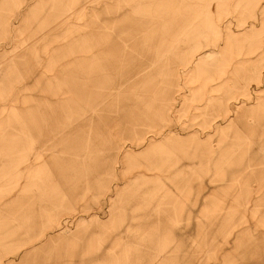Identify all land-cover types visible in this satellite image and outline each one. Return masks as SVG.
I'll return each instance as SVG.
<instances>
[{
    "label": "rangeland",
    "instance_id": "rangeland-1",
    "mask_svg": "<svg viewBox=\"0 0 264 264\" xmlns=\"http://www.w3.org/2000/svg\"><path fill=\"white\" fill-rule=\"evenodd\" d=\"M7 1L0 264H264V0Z\"/></svg>",
    "mask_w": 264,
    "mask_h": 264
},
{
    "label": "crops",
    "instance_id": "crops-1",
    "mask_svg": "<svg viewBox=\"0 0 264 264\" xmlns=\"http://www.w3.org/2000/svg\"><path fill=\"white\" fill-rule=\"evenodd\" d=\"M130 4L133 5V6H136V7H143V6H146L148 4H146L144 2V0H129ZM174 0H154V4L150 3L152 5V8L154 9V11H181V10H184L183 7H179L178 5H172ZM7 2H10V3H13V4H18L20 3V0H9ZM40 0L38 1H35V3H38L40 4ZM128 2V1H127ZM51 1L48 3H42L41 5H39L38 7L35 8V10L37 11H43V13L45 12H49V11H58L60 12V8L62 6H60V2L56 3L54 0H52V4H50ZM96 3H99V2H96ZM9 10V12H14L16 9L15 8H12V9H9V8H0V10ZM34 10V11H35ZM34 11H32L30 13V15L26 18H29L31 17V19L35 20V17H34ZM103 11H106V7H104ZM30 20V19H28ZM8 27H9V24L7 22V20L4 18L1 22H0V37H7V32H8ZM1 39V38H0ZM32 49L28 48V49H19V54L21 55H16V58H15V62H11V69H12V73L13 74H16V73H21L23 75V77H27L29 75H32L33 74V59H32V55H31V52ZM17 52V53H18ZM25 52V53H24ZM26 67V69L24 70V68ZM26 214L24 215H17V219L18 220H24L26 219ZM18 235L16 233H11V234H7V235H1L0 233V245L2 244H6V243H13V242H17L19 241L18 239ZM23 256H29L28 259L27 257H25V259H23L22 257ZM26 259L29 260L31 259V255L28 254H24L22 256L19 257L18 259V263L17 264H26ZM23 260V261H22Z\"/></svg>",
    "mask_w": 264,
    "mask_h": 264
}]
</instances>
